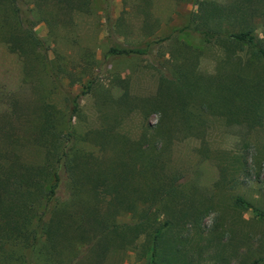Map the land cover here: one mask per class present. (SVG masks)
<instances>
[{"label": "trees", "instance_id": "trees-1", "mask_svg": "<svg viewBox=\"0 0 264 264\" xmlns=\"http://www.w3.org/2000/svg\"><path fill=\"white\" fill-rule=\"evenodd\" d=\"M32 2L35 14L51 27L60 14L67 20L70 14L71 24L72 15L89 12L90 0ZM110 2L101 0L109 43L104 57L145 56L152 44L171 46L177 37L191 34L205 46L234 52L226 63L230 70L218 68L212 75H200L195 71L196 61L186 67L182 55H173L177 52L173 50L164 62L172 88L158 91L138 106L143 118L154 114L155 122L145 126L135 143H124V152L133 154L132 159L126 156L106 163L81 153L83 147L76 145L69 122L71 114L77 113L79 96L71 99L64 131L52 130L47 122L38 130L39 144L45 149L41 163H20L12 152L0 155V264L18 258L32 264L34 257L46 264H59L50 252L55 243L45 246L43 242L49 233L65 240L70 238L68 231L73 232L78 243L94 252L120 246L128 232L126 223L116 222L122 215L131 217L132 227L141 236L135 252L144 264H229L227 244L217 228L206 231L203 225L213 208L207 200L195 198L194 192H186L184 177L168 163V154L180 141L191 138L203 142L209 119L236 125L239 116L247 114L259 122L264 109L257 97L249 96L247 88L259 79L258 70L264 65V0L213 5L206 25L190 21L140 48L121 46L113 40ZM44 5H50L54 13L47 14ZM11 7L4 9L0 18V27L13 24L1 42L8 51L26 59L23 48H42L41 42L31 22L24 26L20 10ZM257 24L262 28L260 35L253 32ZM15 44L18 47H12ZM41 116L48 120V114ZM0 137H10L4 127H0ZM197 152L203 155L205 150L198 148ZM224 172L225 168L219 169L214 187H223L228 181ZM233 205L264 220V210L241 198H235ZM70 264H76V259Z\"/></svg>", "mask_w": 264, "mask_h": 264}, {"label": "rangeland", "instance_id": "rangeland-1", "mask_svg": "<svg viewBox=\"0 0 264 264\" xmlns=\"http://www.w3.org/2000/svg\"><path fill=\"white\" fill-rule=\"evenodd\" d=\"M32 1L0 3V18L3 10L13 5L20 10L24 26L31 22L42 46H25L28 57L21 58L1 42L13 24L0 27V127L10 135L8 140L0 137V155L12 152L23 164L42 162L45 149L39 144L38 130L47 122L52 130L64 131L75 96H79L78 110L71 114L69 122L76 145L83 147L81 153L97 156L106 163L126 156L132 159L133 154L124 152L125 141L135 143L145 126L156 120L154 114L143 118L138 106L158 91L172 88L170 76L164 71L170 53L177 50L173 55L180 53L186 67L196 61L195 71L203 76L212 75L218 68L229 71L226 63L235 55L205 46L195 35L187 34L177 37L171 46L152 44L150 54L145 56L104 57L109 43L101 0H90L89 12L72 15L71 24L70 14L69 20L60 14L56 25L51 27L35 14ZM227 2L111 0L108 13L112 38L121 46L140 48L190 21L206 25L211 7ZM44 7L49 11L47 14L55 11L50 5ZM261 29L257 24L253 32L260 35ZM258 71L259 79L248 86L247 92L257 97L264 109V65ZM88 84L91 87L87 88ZM44 113L48 114L47 121L42 120ZM239 117L236 125L209 119L203 142L190 138L174 144L168 163L183 175L186 192H194L195 198L207 200L213 208L203 225L206 231L217 228L222 242L227 244L228 263L264 264V220L255 219L249 210L233 205L235 198H241L264 210V110L259 122L251 115ZM198 148L205 150L203 155H199ZM220 168H225L228 181L223 187H214ZM116 222L126 223V242L104 252L87 250L70 231L68 239L60 240V236L49 233L43 242L45 246L55 243L50 252L59 264H70L74 258L76 264H144V259H137L135 252L141 236L132 227L131 217L122 215ZM3 264L27 262L18 258ZM32 264L46 263L34 257Z\"/></svg>", "mask_w": 264, "mask_h": 264}]
</instances>
